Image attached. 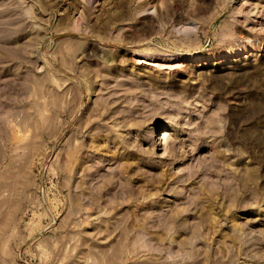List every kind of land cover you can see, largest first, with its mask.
<instances>
[{
    "label": "rangeland",
    "instance_id": "1",
    "mask_svg": "<svg viewBox=\"0 0 264 264\" xmlns=\"http://www.w3.org/2000/svg\"><path fill=\"white\" fill-rule=\"evenodd\" d=\"M0 264H264V0H0Z\"/></svg>",
    "mask_w": 264,
    "mask_h": 264
},
{
    "label": "bare ground",
    "instance_id": "2",
    "mask_svg": "<svg viewBox=\"0 0 264 264\" xmlns=\"http://www.w3.org/2000/svg\"><path fill=\"white\" fill-rule=\"evenodd\" d=\"M145 10H146V9H145ZM149 10H150V9H149ZM142 11H144V10H142ZM152 11H153V10H152ZM152 11H151V12H152ZM145 12H146V11H145ZM148 12H149V11H148ZM148 12H147V13H148ZM79 18H80V17H79ZM77 23H79V22H77ZM82 42H83V43H82ZM82 42H81V44H85V43H86V42L84 43V41H82ZM92 44H93V43H92ZM92 44H91V45H92ZM85 45H86V47H87V44H85ZM89 45H90V44H89ZM81 47H82V46H81ZM91 47H92V46H91ZM88 48H89V47H88ZM161 133H162L161 136H159L158 138H155V142H156V144H157V143H158V144H159V143H164V142L166 141L167 132H166L165 130H163Z\"/></svg>",
    "mask_w": 264,
    "mask_h": 264
}]
</instances>
